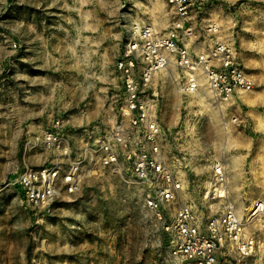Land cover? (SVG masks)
Masks as SVG:
<instances>
[{"label": "rangeland", "instance_id": "1", "mask_svg": "<svg viewBox=\"0 0 264 264\" xmlns=\"http://www.w3.org/2000/svg\"><path fill=\"white\" fill-rule=\"evenodd\" d=\"M192 8V34L181 43L196 52L212 38L231 44L253 87L215 100L202 75L191 96L157 75L162 151L184 181L178 202L198 208L199 221L230 205L255 241L240 264H264V0H196ZM174 17L166 0H0V264H191L165 228L174 206L148 210L120 168L89 167L77 193L42 207L10 184L26 166L56 162L57 151L37 139L56 120L73 137L72 159L112 131L121 121L119 53L144 26L167 33ZM215 159L226 167V199L205 202ZM256 203L262 210L253 214Z\"/></svg>", "mask_w": 264, "mask_h": 264}, {"label": "built area", "instance_id": "2", "mask_svg": "<svg viewBox=\"0 0 264 264\" xmlns=\"http://www.w3.org/2000/svg\"><path fill=\"white\" fill-rule=\"evenodd\" d=\"M166 3L175 16L171 30L161 34L149 26L140 28L123 46L115 62L122 86L121 121L111 132L85 144L83 153L72 159L73 137L61 134L62 122L56 120L37 137L40 144L57 151L56 162L47 157L39 167L26 166L10 184L28 204L42 207L77 193L81 173L89 167L93 168L90 172L96 168H120L142 188L148 210L163 213L174 206L165 228L175 237L174 248L181 258L191 264H240L254 254L255 241L244 232L231 206L218 207L217 217L207 216L199 221L198 208L178 202L184 181L174 162L170 164L162 151L157 118L159 96L153 82L157 75L167 74L174 80L178 93L191 96L201 89L202 75L214 99L226 100L239 92L251 91L253 81L231 44L212 38L208 48L196 52L181 43L182 38L192 34L189 21L196 0ZM173 67L180 78H172ZM203 188L205 202L226 199L227 175L221 159L212 161L209 182ZM205 210L207 207L201 211ZM259 210L262 204L256 203L252 213Z\"/></svg>", "mask_w": 264, "mask_h": 264}, {"label": "crops", "instance_id": "3", "mask_svg": "<svg viewBox=\"0 0 264 264\" xmlns=\"http://www.w3.org/2000/svg\"><path fill=\"white\" fill-rule=\"evenodd\" d=\"M238 96H235L234 99H236Z\"/></svg>", "mask_w": 264, "mask_h": 264}, {"label": "bare ground", "instance_id": "4", "mask_svg": "<svg viewBox=\"0 0 264 264\" xmlns=\"http://www.w3.org/2000/svg\"><path fill=\"white\" fill-rule=\"evenodd\" d=\"M247 98H248V96H247Z\"/></svg>", "mask_w": 264, "mask_h": 264}]
</instances>
